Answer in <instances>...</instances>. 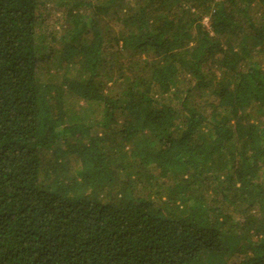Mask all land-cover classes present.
<instances>
[{"label": "trees", "instance_id": "1", "mask_svg": "<svg viewBox=\"0 0 264 264\" xmlns=\"http://www.w3.org/2000/svg\"><path fill=\"white\" fill-rule=\"evenodd\" d=\"M0 264H264V0H0Z\"/></svg>", "mask_w": 264, "mask_h": 264}, {"label": "rangeland", "instance_id": "2", "mask_svg": "<svg viewBox=\"0 0 264 264\" xmlns=\"http://www.w3.org/2000/svg\"><path fill=\"white\" fill-rule=\"evenodd\" d=\"M203 22L207 24V20H206V18H203ZM109 84H110V83H109ZM109 84H108V85H109Z\"/></svg>", "mask_w": 264, "mask_h": 264}]
</instances>
